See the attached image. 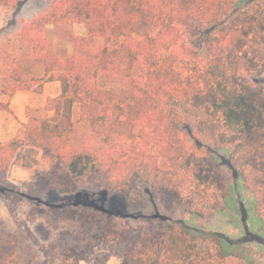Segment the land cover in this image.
Instances as JSON below:
<instances>
[{"label":"trees","instance_id":"16d2710c","mask_svg":"<svg viewBox=\"0 0 264 264\" xmlns=\"http://www.w3.org/2000/svg\"><path fill=\"white\" fill-rule=\"evenodd\" d=\"M72 23L87 34L62 30L73 45L63 53L47 27ZM20 39L61 93L50 100L52 116L0 142V190L29 146L49 161L51 191L116 192L135 204L146 192L166 220L131 229L72 206L62 213L85 227L87 243L74 235L51 246L62 254L46 250L24 264H82L93 247L115 244L120 264H264V89L249 81L264 74V0H54ZM29 89L42 90L38 77L17 62L0 66V110ZM235 198L243 234L187 225L227 211ZM6 237L19 246L14 230Z\"/></svg>","mask_w":264,"mask_h":264},{"label":"rangeland","instance_id":"374dc122","mask_svg":"<svg viewBox=\"0 0 264 264\" xmlns=\"http://www.w3.org/2000/svg\"><path fill=\"white\" fill-rule=\"evenodd\" d=\"M53 1L22 0L16 6H0L1 68L8 61L17 62L27 76L38 77L42 86L41 91L29 89L16 92L8 108L0 110V142L23 138L26 127L35 118L52 116L50 100L61 93L60 82L50 80L44 75V66L32 57L30 45L20 39L25 23L46 12ZM64 29L76 35H86L87 27L84 23H72L60 29L52 25L47 27L48 37L56 47L63 53H72V41L63 34ZM249 81L264 89V74L255 75ZM107 85L116 90L123 87L120 80H111ZM79 116V105H75V117ZM228 156L224 153L225 158ZM49 166V161L42 152L29 146L23 149L20 159L11 166L8 181L0 190V230L6 238V243L0 244V264H24L34 255L44 257L46 250L58 256L62 254L63 246L58 250H53L51 246L68 237L73 238L74 235L82 238L79 241L81 244H86L87 240L82 235L85 227L77 221L65 218L62 213L72 206L103 213L131 229L166 222L159 217V214L165 215L160 200L146 192L138 196L136 204L123 194L88 188L72 194H57L47 187ZM221 170L229 181L233 180L226 165H222ZM243 195L249 205V195L246 192ZM239 208L235 198L227 211L202 220L190 218L187 225L213 232L232 231L233 235L239 236L244 233L243 227L235 225L242 220ZM175 216H181V213L178 212ZM11 230L18 234L15 241L19 246L10 245L12 239H8L6 235ZM85 254L87 257L82 264H120V253L116 244L98 245L93 247L91 253Z\"/></svg>","mask_w":264,"mask_h":264}]
</instances>
